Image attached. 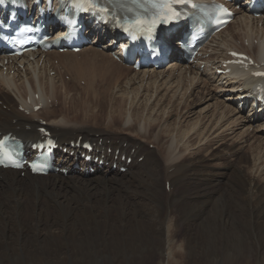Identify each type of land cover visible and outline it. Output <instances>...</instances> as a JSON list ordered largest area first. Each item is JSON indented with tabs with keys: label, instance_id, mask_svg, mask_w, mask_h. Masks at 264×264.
<instances>
[{
	"label": "bare ground",
	"instance_id": "1",
	"mask_svg": "<svg viewBox=\"0 0 264 264\" xmlns=\"http://www.w3.org/2000/svg\"><path fill=\"white\" fill-rule=\"evenodd\" d=\"M239 14L233 22L239 27H236L237 32L230 33L233 29L230 30L228 27L214 41L215 45L220 39L229 36V41L225 38L226 40L221 43L218 42L217 50L220 54L212 64L215 65V69L217 67L224 69L221 62L226 57L227 48L233 49L237 41L244 44L248 42V46L243 47L241 51L256 58L260 48L264 51V34L259 38V35H256L257 31L254 30L263 20V28L256 29L264 32V17L257 20L249 14V10L244 9H241ZM176 38L177 35L174 34L171 38L167 37L166 42L179 51ZM256 40H259L258 45H254ZM222 46H226L225 49ZM254 48L255 53L250 51ZM80 55L81 61L84 60V56L86 61L89 56L94 58L101 56L106 64L105 67L95 69L97 72L95 77L92 70H86V74L93 76H88L91 79L87 78L88 84L82 92L73 89L63 80L65 75L61 70L60 74L58 73V67L62 68L64 59L77 58H74L73 65L78 61V56L71 52L60 54L52 51L40 54L33 62L22 60L19 64H24L26 72L19 66H13L7 73L9 75L14 70L12 78L5 77L2 70L0 95L10 93L3 86L5 85L17 93L19 103H16L13 97H9L7 102L0 99L2 104L7 106L6 108L0 106V131H11L28 141H34L40 138L37 131L40 120L50 118L46 127L59 144L68 148L69 153L74 152L75 157L79 153H86L82 148H77V143L81 145L85 142L95 143L96 147L92 153L94 158L98 155L104 156L105 165L111 161L106 168L107 172H116H112L109 177L101 174L95 176L98 172L106 171L103 170L105 167L99 169L97 165L84 162L83 170L78 172L73 168L76 164L75 158L69 155H63L58 162L72 169V174L66 178L60 175L35 177L28 172L22 178L16 171H0V264H110L120 258H126L124 263L120 264H136L133 261L137 257L144 260L158 259L161 264H181L198 256H204L209 260L205 264H239L240 257L252 260L245 264H264V182L244 174L239 165L241 160L244 162L246 158L244 156L238 158L233 155V151L231 159L224 157L219 158L223 161L216 165L211 163L222 154L223 149L229 148L225 146L222 148L219 145L217 149L222 151L217 152L213 148L217 152L213 154L214 150L211 151V148L214 143L223 142L227 136L234 135L244 126L247 127L245 132L248 133L252 123L257 119L253 115L242 116L240 110L234 107L235 101L221 102L216 89L236 92L242 83L243 87H250L253 80L241 81V84L227 76L219 80L214 72L203 70L198 73L200 63H186L185 75L181 71L182 68H179V73H183L180 74L182 90H185L181 100L189 89V85L184 89L188 72L194 76L205 77V80L216 87L213 92L211 91L213 99L216 98L211 118H215L205 120L207 115L204 113L201 117L200 110V113H195L198 115L196 123H187L185 129L179 124L178 128L174 129L177 130L181 141L184 140L183 142L188 144L181 147V141L176 144L170 132L157 136L154 133L165 115V108L167 110V107L162 105V100L166 98L164 94L170 81L176 79L173 71L176 67L171 69L173 72L167 71V75L165 70L157 72L154 69H147L134 72L109 54L93 47H88ZM55 60H58V66L55 65ZM211 61L207 60L206 64H211ZM26 62L33 65L31 68L34 72L38 69L39 73L36 74L29 67L26 68L28 65ZM71 64L68 66L69 70ZM51 65L54 71L50 69ZM81 65L73 69L72 79L75 78L76 82L79 78H76L74 72ZM51 73L55 75L51 76ZM25 80L28 83V90L24 87ZM121 80L125 82L120 83ZM194 80L196 77L191 80V85ZM59 81L62 82L64 90L58 89L56 84ZM165 84L167 87L163 89ZM125 85H130L131 91L125 90L126 96L117 95L118 92L115 90L124 89ZM177 86H180V83ZM91 88L94 89L92 95L88 91L92 90ZM142 88L145 94L140 93ZM132 92L134 93L130 108L132 112L127 118L132 124L125 127L123 126L125 118L122 120V117H126V114L123 113L122 107L125 108L128 96ZM37 93L40 95L38 100L35 99ZM80 94L85 95V99L78 98ZM139 95L141 98L145 96V103L143 102L141 107L138 106ZM154 95L155 100L148 107ZM27 97L30 103L27 102ZM202 99L205 97L201 94L199 98H195L192 93L185 100V106L181 111L191 109ZM58 102L72 109L68 112L63 108L56 109L60 106ZM86 103L92 106H86ZM40 104L43 108L34 112V106ZM18 105L29 110L30 115L20 112ZM156 107L158 109L153 116ZM179 107L178 104L173 111L168 112L167 118ZM209 107L210 105L207 108ZM160 108H163L159 117L161 119L156 117ZM140 109H147L148 118H144ZM186 116L188 117V114ZM263 129L264 126L261 129H254L259 131V134L263 133L260 135L263 138L256 139V143L262 147ZM92 133L96 135L93 136ZM71 142H74L76 147L70 146ZM225 143L228 146L227 142ZM150 144H157L158 147L151 149ZM178 147L179 150L176 151ZM191 148L194 150L191 151ZM132 149H135L134 153ZM189 149L191 150L188 153ZM117 151H120L118 160ZM263 151L255 149L253 153H257L262 159ZM177 152H182L183 155L176 156ZM229 152L230 148L226 153ZM123 154L127 156L126 159L132 157L134 161L127 165L121 161ZM141 156H144V159L139 162L137 159ZM114 164L117 165L116 169L113 168ZM125 166L128 168L127 171L120 173L119 167ZM91 167L96 169L95 175L87 173ZM252 175L255 177V174ZM218 176H223L225 181L217 180ZM6 226L11 228L8 230ZM16 226L22 227V230H17ZM234 226L242 232L232 229ZM250 231L255 232L256 243ZM30 232L33 233L32 236H28ZM224 232L231 233L234 237L223 245L221 242ZM240 234H244L245 237L240 238L238 236ZM4 236L7 237V241ZM236 243L240 244V251L229 248L231 244ZM66 247L69 251L65 252ZM117 248L121 252L119 256L106 255L107 249L114 253L115 250L118 251ZM101 257L107 258L100 259ZM140 264H144L143 261Z\"/></svg>",
	"mask_w": 264,
	"mask_h": 264
},
{
	"label": "rangeland",
	"instance_id": "2",
	"mask_svg": "<svg viewBox=\"0 0 264 264\" xmlns=\"http://www.w3.org/2000/svg\"><path fill=\"white\" fill-rule=\"evenodd\" d=\"M257 20H260V19H257ZM260 25V23H258V26ZM256 26H257V23H256ZM236 27L237 28H239L238 27V25H236ZM236 27H235V30H231L230 31V33H233L234 31H235V33L237 32V30H236ZM263 28V27H262ZM232 29H234L233 27H232ZM258 29H260L259 27H258ZM255 30V29H254ZM262 31V30H261ZM237 35H239V34H237ZM227 40H226V39ZM229 39V36H228V38H227V36H225L224 38H222V40L220 39L219 41H220V43L222 42V41H224V40H226V41H229L228 40ZM218 41V42H219ZM230 43H232V42H230ZM240 44V42H238L237 43V45H239ZM220 45L221 44H219V47H220ZM234 45H236L235 43H234ZM215 46H218V44H215ZM59 58H63V57H59ZM75 57H71V58H68V59H64L63 61H62V68H60V67H58V69H59V74H60V70L62 71V74L64 73V75L65 76H63V80L65 81V82H68V85L69 86H71V87H73V89L75 88V89H77L79 92H82L84 89H86V87H84V88H82L83 86L82 85H80V82L82 81V78L84 79V80H87V78L88 79H91V78H89L88 76H90V77H92L93 75H94V77L97 75L96 73V70H97V67H105L106 66V64L104 63V61L102 60V58H101V56H98V57H91V56H89L88 58H87V61H86V59H85V56H84V60L83 61H81V59L79 58L78 59V61L77 62H79V64L76 62V64L75 65H73V63H74V60L75 59H77V58H75ZM98 60H97V59ZM101 58V59H100ZM99 59H100V61H99ZM81 61V62H80ZM99 61V62H98ZM72 63V64H71ZM81 63H82V65H81ZM55 64L58 66V64H57V61H55ZM71 64V66H70V70H69V68H68V66ZM93 64V65H92ZM77 65H81V67H78V70L77 71H75L74 73H75V75L77 76H74V77H76V78H79V79H77L78 80V82H76L75 81V78H73L72 79V77H73V69L77 66ZM95 65V66H94ZM105 65V66H104ZM64 66V67H63ZM74 66V67H73ZM51 68L50 69H53V71H54V67L51 65L50 66ZM88 67H90V69H86V68H88ZM93 67H94V69H93ZM68 68V70H66ZM96 69V70H95ZM171 69H173V67L171 68ZM178 68H174L173 69V71L175 72V77H176V79H174V80H171L170 81V85L172 84V87L170 88V85H168V87L166 86V84L163 86V89L164 88H166L167 87V92L164 94V92H162L164 95H166L165 97L167 98H165V99H163L162 101V105L165 107H167V110H166V108H165V115L163 116V118L161 119V118H159L160 116H161V114H162V109L163 108H160L159 109V111H158V113H157V115H156V117H158L159 119H161V123L159 124V126H158V128L154 131V133H155V135L157 136V135H160V134H163V135H165V134H168V132H170V136H172V137H174V139H175V142H176V144H178L179 142V140L181 141V139L179 138V136L177 135V130L175 131L174 129H177L178 128V126H179V124L180 125H182V126H184V129H185V126L187 125V123H190V124H192V123H196L197 122V120H198V115H195V113H200V110H202V112H201V117L203 116V114L205 113V115H207L206 117V119L205 120H207V119H209V118H211L212 117V115H213V111H214V109H215V103H216V98H214L213 99V96H212V94H211V91L213 92L215 89H216V87H215V85H213L211 82H208L207 80V82H206V84L204 85V83H201L200 84V86L198 85L197 87H198V91L196 90L193 94H194V97L195 98H199L200 97V94H201V96H204L205 97V99H202V100H200V102L199 103H197V104H194L192 107H191V109H187V111H181L182 110V107L183 106H185V100L188 98V96H189V92L191 91V90H193V89H191V90H189L187 93H186V95L184 96V99L183 100H181L182 99V95H183V93H184V91L185 90H182V80L180 79L182 76L180 75V74H182L183 75V73L181 72L180 74H179V72H180V69H178ZM86 70H88V71H91L92 73H93V75L91 74H86L87 72H86ZM94 70V71H93ZM144 70H146L147 71V69H144ZM178 72H177V71ZM33 71V70H32ZM58 71V70H57ZM57 71H55V72H57ZM65 71L67 72V73H65ZM172 70L171 71H168V73H170V72H173ZM182 71V70H181ZM34 72V71H33ZM142 72V71H141ZM158 72V71H157ZM161 72H163V71H161ZM185 72V71H184ZM32 73V72H31ZM34 73H39V70L38 69H36V71L34 72ZM48 73H49V71H48ZM129 73H130V71H129ZM165 74L167 75V72H165ZM55 75V74H54ZM169 75V74H168ZM193 75V74H192ZM32 76H33V73H32ZM181 76V77H180ZM34 77V76H33ZM132 77V76H131ZM168 77V76H167ZM166 77V78H167ZM179 77V78H178ZM196 76H194L193 75V78H192V80L195 78ZM178 79V80H177ZM187 79H188V76H187ZM203 80H205V77H204V79ZM55 82H57V81H55ZM73 82H75L76 84H73ZM125 81L124 80H121L120 81V83H124ZM180 83V86H177L179 83ZM194 82H195V80H194ZM61 83V84H60ZM137 83H138V81H137ZM59 84V85H58ZM58 84H56L57 85V87H58V89L59 90H64V86H61L62 85V82L61 81H59V83ZM87 84H88V82L86 83V86H87ZM174 84V85H173ZM187 84V83H186ZM189 84V83H188ZM122 86L124 85V84H121ZM120 84H119V86H121ZM60 86V87H59ZM24 87H26V90H28V83H27V81L25 80V83H24ZM179 87V88H178ZM211 87V88H210ZM61 88V89H60ZM63 88V89H62ZM124 89H116L115 90V92H118V94L117 95H120V94H124L125 96H126V94H125V90H127V91H131V89H130V85L129 86H126L125 85V87H123ZM128 88V89H127ZM169 88V89H168ZM199 88H200V90H199ZM204 88H206V89H204ZM210 88V89H209ZM92 90H88L89 91V93H90V95H92V94H94V92H93V88H91ZM184 89H185V86H184ZM204 90V91H203ZM209 90V91H208ZM11 91V94L10 93H2V95L3 96H1L0 97V99L3 101V102H7V99L9 98V97H13V99H14V101L16 100V102L17 103H19V97H18V95H17V93H14L12 90H10ZM172 92V93H171ZM199 93V95H198V93ZM140 93L141 94H145V91H143V88H142V90L140 91ZM178 95H177V94ZM182 93V94H181ZM71 94H73V92L71 93ZM140 94V95H141ZM162 94V95H163ZM12 95V96H11ZM140 95H139V97H138V100H139V104H138V106L139 107H141L144 103H145V96L143 97V98H141L140 97ZM176 95V96H175ZM219 95V97H220V101L221 102H226V103H229V99H226L225 97H227V95H221V94H218ZM77 97V96H76ZM116 97H118V96H116ZM133 97H134V93L132 92L131 94H129V96H128V100H127V102L125 103V108H124V106L122 107V111H124L123 113L124 114H126V117H122V120L124 119V121H123V126H125V127H127V126H129V125H131L132 124V122L130 121V120H128L127 118L129 117V113L130 112H132V109L130 110V108H132V100H133ZM155 97H156V95H154V97L152 98V100L148 103V107H150L152 104H153V102H154V100H155ZM78 98H83V99H85V95H83V94H80L79 96H78ZM140 98V99H139ZM171 98V99H170ZM181 98V99H180ZM207 98V99H206ZM160 99V98H159ZM137 100V101H138ZM167 100V101H166ZM137 101H136V103H137ZM144 102V103H143ZM180 102V103H179ZM169 104V105H168ZM175 104V105H174ZM179 104V108L176 110V112L174 111V113L170 116V117H168L167 118V113L169 112H171V111H173V109H175V107H177V105ZM58 105H60V106H58V107H56V109H58V108H63L65 111H69V109H72L70 106H65L63 103H61V102H58ZM76 105H79V104H76ZM86 106H92L91 104H88V103H86L85 104ZM141 105V106H140ZM210 105V107L209 108H207L208 106ZM162 106V107H163ZM66 107V108H65ZM235 107V106H234ZM125 110H124V109ZM138 108V107H137ZM203 108V109H202ZM206 108V109H205ZM236 108H239V106H237L236 105ZM91 109V108H90ZM110 109V108H109ZM157 109H158V107H156L155 108V111H154V113H153V116H155V113H156V111H157ZM117 111L119 112L120 111V109L118 108L117 109ZM140 112H142V114L144 115V118H148V112H147V109L146 110H142V109H140ZM192 112H194V113H192ZM78 113H80V112H78ZM190 113V114H189ZM75 114V113H74ZM116 114H118V113H116ZM188 114V117L186 116ZM185 115V116H184ZM147 116V117H146ZM184 116V117H183ZM197 117V118H196ZM215 117H213V118H211L212 120L214 119ZM152 119H155V118H153L152 117ZM47 123L48 122H50L49 120H50V118H47V119H44ZM127 120V121H126ZM102 121H105V120H102ZM127 122H128V124H127ZM159 122H160V120H159ZM257 122H260V121H257ZM104 123H107L106 121L104 122ZM144 123V122H143ZM199 125V124H198ZM257 129H258V127H256ZM168 130V131H167ZM183 130V129H182ZM247 130V127L246 126H244L243 128H241L240 130H237L236 132H235V134L233 135H229V137L227 136L224 140H222L223 142H218L217 144L216 143H214V145L212 146V148H211V151H213L214 149L217 151V152H220V151H222V149L220 148V147H229L230 149H231V152H229V153H226L227 152V150L229 149V148H227V149H223L224 151L222 152V154L220 155L219 154V157H216V158H214L212 161H211V163L212 164H217V163H220L221 161H223V160H220V159H222V158H228V159H231V157L235 154L238 158H240L241 159V157L242 156H244L245 158H246V160L243 162V159L241 160V163H240V167H241V169H243V172H244V174L246 173V174H249V175H251V176H249V177H251V178H254L255 180H259V181H262V182H264V151H263V149H264V146L262 147V146H259L256 142V139H260V137H262V136H260V135H262L263 133H260L259 134V131H256V130H254L253 131V128H250V130H249V132L247 133V132H245ZM263 132V131H262ZM92 135L93 136H95L96 134H93L92 133ZM250 135V136H249ZM239 136V137H238ZM170 138L171 140L173 139V138ZM263 138V137H262ZM155 139V136H153V140ZM245 139H248L247 141L245 140ZM242 140V141H241ZM244 140V141H243ZM184 141V140H183ZM183 141H181L180 142V146L182 147V145H184L185 143L183 142ZM153 142V141H152ZM225 142H227V145L228 146H226V143ZM154 143V142H153ZM253 145H252V144ZM256 143V144H255ZM101 145V144H100ZM185 145H187L188 146V144H185ZM220 145V147H219V150L220 151H218V146ZM251 145V146H250ZM231 146V147H230ZM150 148H153V147H155L154 149H156L157 147H158V145L157 144H150V146H149ZM224 147V148H225ZM250 147L252 148V149H250ZM261 147V148H260ZM214 148V149H213ZM263 148V149H262ZM166 149H168V148H166ZM192 149V150H191ZM191 149H189L188 150V153L190 152V150L191 151H193L194 149L193 148H191ZM213 149V150H212ZM255 149L256 150H260V151H263L262 152V154H261V157H262V159H260L259 158V156L257 155V153H253V151H255ZM179 150V147H178V149L176 150V151H178ZM215 150L213 151V154L214 153H217V152H215ZM234 150H235V152H234ZM241 150V151H240ZM133 151H135V149H132V153H134ZM232 151H233V155H231L232 154ZM237 152V153H236ZM247 153V154H246ZM160 154H162L163 155V152H161ZM206 154V153H205ZM246 154V155H245ZM254 154V155H253ZM176 156H181V155H183V153L182 152H177L176 154H175ZM208 154H206V156H207ZM225 155V156H224ZM239 155H241V156H239ZM263 155V156H262ZM223 156V157H222ZM257 156V157H256ZM220 158V159H219ZM257 159V160H256ZM247 161V162H246ZM257 161V162H256ZM260 161V162H259ZM242 164V165H241ZM244 164V165H243ZM249 164V165H248ZM246 167V168H245ZM216 168V167H215ZM106 170V169H105ZM251 171V172H250ZM112 172H116V171H108L107 172V170L106 171H104V172H98L95 176H97V175H104L105 177H109L110 176V174L112 173ZM222 172H226L225 170H222ZM222 172H220V173H222ZM108 174V175H107ZM227 174H229V173H227ZM252 174H255V177H254V175H252ZM57 177H59V176H57ZM220 176H218L216 179L218 180V179H221L220 181H225V179H224V177L223 176H221L220 178H219ZM60 179H64V178H62V177H59ZM78 179H82V178H78ZM215 181V180H214ZM252 212V211H251ZM215 227H217V226H215ZM6 228L9 230V228H11V226H6ZM17 230H22V227H18V226H16L15 227ZM232 229H234V230H239L237 227H233ZM239 231H241V230H239ZM242 232V231H241ZM251 232V234H253V240L255 241V243L257 242V238H256V235L254 234L255 232H253V231H250ZM257 232H258V230H257ZM256 232V233H257ZM226 232H224L223 233V235H222V237H223V239H222V244L224 245L225 243H226V241H228L229 239H231L232 237H234L231 233H226ZM32 234L33 233H28V236H32ZM229 235V236H228ZM254 235H255V237H254ZM240 238H244L245 236H244V234H240V235H238ZM256 238V239H255ZM4 239H6L5 241H7V237H5L4 236ZM20 239H21V236H20ZM21 241V240H20ZM21 243V242H20ZM39 244V243H38ZM23 248V247H22ZM231 250H236V251H240L241 250V248H240V244H238V243H236V244H231L230 245V247H229ZM9 251L8 252H10V249H8ZM69 251V249L66 247V249L64 250L65 252L66 251ZM117 250H118V248H117ZM111 254V255H110ZM121 254V252L118 250V251H114V253L113 252H110V250H106V255L107 256H109L110 255V257L111 256H119ZM103 258H107V257H101L100 259H103ZM95 259V258H94ZM126 258H120V259H118V260H115V261H113L112 263H110V264H113L114 262H116L117 264H120L121 262H123L124 260H125ZM109 260V259H108ZM131 260V259H130ZM12 261V260H11ZM143 261V263L144 264H161L160 263V261L158 260V259H154V260H149V259H140V258H138L137 257V259H134V261H133V263H136V264H140L141 262ZM206 261H209L208 259H205V257L203 256V257H199L198 256V258H196V259H190V261H185V262H182L181 264H205V262ZM250 261H252L251 259H248V258H243V257H240L239 258V261H238V263L239 264H245V263H247V262H250ZM124 263V262H123Z\"/></svg>",
	"mask_w": 264,
	"mask_h": 264
},
{
	"label": "snow or ice",
	"instance_id": "3",
	"mask_svg": "<svg viewBox=\"0 0 264 264\" xmlns=\"http://www.w3.org/2000/svg\"><path fill=\"white\" fill-rule=\"evenodd\" d=\"M89 7H99V5L95 4L93 0H86ZM148 3H151L153 8L159 9V15H154L150 19H146L143 17H138L135 20V25L140 28L142 31L153 32L157 23L163 19L164 22H168L169 20L178 18L180 13L174 8V4H188L190 0H148ZM195 7V5H193ZM103 11H107V9H101ZM233 55H237L233 53ZM255 75L264 76V73H255Z\"/></svg>",
	"mask_w": 264,
	"mask_h": 264
}]
</instances>
